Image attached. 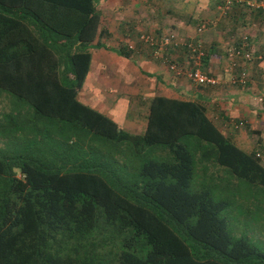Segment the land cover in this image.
Listing matches in <instances>:
<instances>
[{"label": "trees", "instance_id": "16d2710c", "mask_svg": "<svg viewBox=\"0 0 264 264\" xmlns=\"http://www.w3.org/2000/svg\"><path fill=\"white\" fill-rule=\"evenodd\" d=\"M95 3L0 0V264H264V164L198 100L154 94L133 133L77 98Z\"/></svg>", "mask_w": 264, "mask_h": 264}, {"label": "crops", "instance_id": "0c3cea01", "mask_svg": "<svg viewBox=\"0 0 264 264\" xmlns=\"http://www.w3.org/2000/svg\"><path fill=\"white\" fill-rule=\"evenodd\" d=\"M241 1L231 0L224 12L219 5L222 0H175L176 13L171 17L176 21L171 24L164 22L161 9L151 14L142 11L147 0H98V39L88 47L89 67L77 98L133 133L144 130L154 94L198 100L224 134L239 147L254 150L264 164L263 152L256 145L264 147V99L256 97L264 94V12L239 11ZM199 21L206 27L195 33ZM161 25L163 32L171 27L179 39L195 36L201 40L207 52L202 69L214 75L217 84L196 86L183 73L169 70L160 55H153L152 46L139 36L156 37ZM242 35L247 36L249 58L237 57L229 64L224 48ZM123 50L128 51L126 56L119 53ZM167 52L185 67L182 48L168 47ZM234 74L243 75V82H232ZM238 120L242 124H236Z\"/></svg>", "mask_w": 264, "mask_h": 264}, {"label": "built area", "instance_id": "2783aa9c", "mask_svg": "<svg viewBox=\"0 0 264 264\" xmlns=\"http://www.w3.org/2000/svg\"><path fill=\"white\" fill-rule=\"evenodd\" d=\"M231 0H224L220 5L222 11L226 12V10L230 7ZM244 2L248 6L256 7L260 5L264 7L263 2H259L256 0H244ZM205 26V22L202 21L195 27V33L200 32ZM144 42L152 46L153 55H160L163 59L164 63H166L169 70L172 72H182L188 79L196 84H216L217 78L212 74H208L206 71L202 69V56L205 53V48H203L202 43L195 36L179 39L174 36L171 32L160 33L157 38L150 34L141 33L139 36ZM242 40L238 43H230L226 45V55L230 62V64H234L235 58H249V54L246 49V40L245 36H241ZM181 45L186 49L185 60L186 65L183 67L178 61L175 60L174 57L168 56L164 57L162 55V51L167 48V45ZM180 46V47H181ZM160 53V54H159ZM258 100L260 97L257 98ZM237 124H242V121L239 120Z\"/></svg>", "mask_w": 264, "mask_h": 264}, {"label": "rangeland", "instance_id": "374dc122", "mask_svg": "<svg viewBox=\"0 0 264 264\" xmlns=\"http://www.w3.org/2000/svg\"><path fill=\"white\" fill-rule=\"evenodd\" d=\"M95 2H97L98 0H94ZM148 2H149V4L147 5L146 3H144V6H141L140 7V9H142V11H144V12H148V13H152V12H156V10L159 12V11H161L162 10V15L164 16V22H167V23H171V24H175L174 22L176 21L175 19H173V17H171V16H173V13L175 14L176 13V11H175V0H147ZM256 1H259V2H263L264 3V0H256ZM231 5V4H230ZM238 6V5H237ZM242 7V9H245L246 10V8L245 7H243V6H241ZM155 8V9H154ZM159 9H161V10H159ZM232 9V8H231ZM157 17V16H156ZM169 17H170V19H169ZM161 20V19H160ZM148 23H152V21H149V18H148ZM158 22V21H157ZM147 25V24H146ZM161 29H160V31H161V33H164L163 32V27L164 26H162L161 25ZM206 27V26H205ZM204 27V28H205ZM172 28H173V26H172ZM166 32V31H165ZM167 32H171V27H170V29H169V31H167ZM193 32H194V30H193ZM193 32H192V34H193ZM171 33H173V32H171ZM190 36H191V34H190ZM158 36H156L155 38H157ZM232 39H234V37L232 38ZM235 40L236 39H234L233 41L235 42ZM200 42H201V40H200ZM202 43V42H201ZM230 42L228 41V44H229ZM231 43H233V42H231ZM227 44V45H228ZM172 45V46H171ZM170 46L168 45L167 47H171V48H177L178 46L176 45H173V44H171ZM203 45V44H202ZM142 48V47H141ZM203 48H204V45H203ZM127 49V48H126ZM166 51H167V49H165ZM152 51V50H151ZM214 52V51H213ZM209 54H211V53H209ZM228 62H229V60L228 59H226ZM204 62V61H203ZM235 62V61H234ZM229 64H230V62H229ZM204 68H205V66H204ZM206 70V69H205ZM3 104H4V101L2 100V98L0 99V111H1V107L3 106ZM257 145V148H259L260 149V151L261 152H263L262 154L264 155V147H261V145H259V144H256ZM260 158V160H261V157H259ZM229 212V211H228ZM226 214H227V211H226ZM228 215V214H227ZM228 220H229V222H228V225H229V228L230 229H232L235 233H238V232H240V231H242L243 230V228H244V226H243V221H241V224L238 226V225H236V226H233V228H232V226H231V221H232V219L231 218H228ZM236 221H237V219H236ZM235 221V222H236ZM253 228L254 227H252L251 228V235H252V240L253 241H255V242H257L258 243V245H260V247H262L263 249H264V236H262V237H260L258 234L257 235H255L254 233H253ZM242 229V230H241ZM237 231V232H236ZM255 233H256V231H255ZM253 236H254V238H253Z\"/></svg>", "mask_w": 264, "mask_h": 264}]
</instances>
